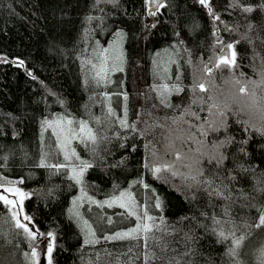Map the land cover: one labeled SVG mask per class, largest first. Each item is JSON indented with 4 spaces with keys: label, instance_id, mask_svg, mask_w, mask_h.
<instances>
[{
    "label": "trees",
    "instance_id": "16d2710c",
    "mask_svg": "<svg viewBox=\"0 0 264 264\" xmlns=\"http://www.w3.org/2000/svg\"><path fill=\"white\" fill-rule=\"evenodd\" d=\"M164 3L166 7L161 8L156 17H150L145 0H117L115 4L109 0H0V57L7 59V62H0V177L18 180L19 188L29 192L23 210L44 236L52 234L53 264H145V255L149 253L160 258L149 264H168L169 261L172 264L176 261L179 264H233L237 259L258 264L257 250L264 240L260 235L264 233V226L255 227L259 217L257 208L241 205L259 207L264 203V192L259 190L264 184L257 183L261 179L260 172L264 171V155L253 153L245 157L240 154L239 162L245 167L254 166L255 175L249 174L234 187L225 181L231 189L228 194L235 201L233 218L241 226L237 235L252 233L239 250L241 255L229 257L226 253L230 240L218 242L217 236L210 233L215 227L212 220L201 215L204 211L208 217L215 214L218 219H227L222 215V209L229 202L213 197L212 204L216 206L211 207L203 192L185 195L177 191L172 185L180 183L179 177L172 178L171 184L156 179L144 165L158 161L144 144L152 140L158 154L162 155L164 145L176 127L172 123L175 116L181 115L182 121L199 125L202 121L184 114V109L189 106L191 111L207 116L209 92L197 90L196 96L202 97L203 102L191 103L193 73L197 79L201 75L209 77L205 72L199 73L205 63L213 67L212 75L217 77H260L264 71V49L259 47L257 36L264 39V32L248 27L250 22L256 26L260 24V13L248 14L238 8L232 9L228 7L230 0H210L213 10L220 15V20L214 21L198 0H164ZM194 19L199 21L200 28L192 33L189 29ZM153 21H157L156 27L151 29L147 39H142L148 31L144 25ZM117 31L125 33V68L114 78L122 83L127 94L131 124L139 114V132L121 128L118 124L106 129L103 124L106 115L104 95L112 88L103 82L97 85L92 65L100 49L116 40ZM175 31L180 32L179 37ZM217 36L225 44H234L238 67L214 68L219 54ZM165 49L178 55L179 80L154 75L153 60L158 59L156 53ZM21 60L22 66L19 65ZM174 82L185 89L179 94L183 102L178 108L162 104L159 91L160 85L172 87ZM169 100L173 105L179 103L174 92ZM64 114L84 118L94 115V120L101 121L96 119L102 127V143L91 157L93 168L87 170L82 183L86 194L97 199L110 198L143 178L150 189L135 184L138 202L145 204L156 195L162 198V210L153 209L151 215L157 217V224L159 217L164 218L170 226L167 232L154 228L148 235L155 239L147 242L141 236L139 240L112 241L99 237V243H84L86 236L71 211L80 185L70 179L68 171L65 174L64 170L56 172L54 168L40 166L44 154L43 125ZM145 122L152 125L147 137L140 135ZM183 127L195 133L197 139L202 138L195 128L189 129L186 123ZM121 144L125 147L121 148ZM189 146H192L191 142L185 150ZM234 151L228 148L229 155ZM124 157L128 158L126 165L111 167ZM165 159L174 161V156L168 155ZM225 166L236 171H222L220 175H238L237 165L231 159L225 161ZM208 168L205 175L219 185L220 180L213 176V166ZM116 185H119L118 189L114 187ZM241 188L243 195L239 191ZM192 196L197 198L192 199ZM11 213L9 206L0 201V264H9L30 249L23 231L15 227ZM193 216L197 219H191ZM183 217L187 219L182 220ZM246 217L252 219L246 220ZM246 222L251 227H244ZM200 224L206 225L207 230ZM163 227L161 225V229ZM112 233L113 229L110 235ZM186 233L198 239L189 240ZM157 241L161 245L166 243L167 249L158 247ZM250 243L254 245L250 250L254 254L245 257L243 252Z\"/></svg>",
    "mask_w": 264,
    "mask_h": 264
},
{
    "label": "snow or ice",
    "instance_id": "6c2138e0",
    "mask_svg": "<svg viewBox=\"0 0 264 264\" xmlns=\"http://www.w3.org/2000/svg\"><path fill=\"white\" fill-rule=\"evenodd\" d=\"M109 2L115 4L117 3V0H109ZM193 2H196V0H193ZM198 3L203 6L204 8L208 9V14L213 18L214 21L220 20V15H218L214 10L210 3V0H198ZM146 8H147V15L150 17H156L158 15V12L161 8L166 7L164 0H145ZM228 7L232 9H240L242 13H260V24L264 25V0H255V3L252 2V0H247L245 3L244 0H230V3ZM91 19V17H89ZM245 19H248V17H245ZM157 25V21H153L150 24L144 25L146 29H148L147 32L144 33V36L142 39H147L148 35L151 32V29L155 28ZM248 27L251 29L253 27H256L255 24L249 23ZM200 28L199 21H196L194 19L193 24L191 25L189 31L192 33H195ZM227 28V26H226ZM218 32V29H217ZM217 32H214L213 34L216 35ZM174 34L179 37L180 32L175 31ZM115 36L117 37V40L113 42L112 45H110L109 48H102L100 49L98 53V59H99V66L97 67L96 64H93L92 67L95 70L94 71V79L99 85L101 82L105 83H111L110 79V73L115 72H123L124 71V63H125V51L123 47L121 46L123 41L125 40V33L123 31H117L115 33ZM246 38V37H245ZM180 43L183 44L184 40L181 39ZM217 47L219 49V54L217 55L216 62L214 64V68L220 69V68H228L232 69L235 67H238L237 65V50L232 43L225 44L222 40L219 39L217 36ZM111 50V55H110ZM165 51H167L165 49ZM161 56V53H156V57L159 58ZM109 61H111V64H109ZM0 62H7V59L5 57H0ZM175 63V61H169V64ZM154 64V75L159 77L161 73V68L164 74L165 78L170 79L171 78V69L168 66L161 65V62L159 59L153 60ZM19 65H23V61H19ZM203 71L207 73L209 76L213 73V67H209L207 63L204 64ZM261 76L264 77V71L261 72ZM177 80L180 79L178 76L176 78ZM197 90L201 93L208 92V87L206 86L205 82H201L196 78V73H193V83L191 85V91L193 93L192 97V104H196L198 100L202 103L203 98L197 97L196 93ZM159 91L161 94V103L164 104L166 107H180V104L183 102V98L179 96L181 92H184L185 89L183 87L173 85L171 88L167 84H162L159 86ZM245 89L241 88V92H244ZM175 93L179 103L173 105L169 97L172 95V93ZM124 99L127 100L128 97L125 94ZM203 111V109H201ZM108 114L110 116H116V112L114 109L109 107ZM184 114L194 117L197 121H202L199 125L189 123L188 121H184V123L188 124L189 129L195 128L196 132L199 133L200 137L209 138L210 133L215 134L212 139L219 140V146L227 145L229 148H233L235 151L229 155L221 152L220 153V159L216 160L213 164V161L210 159L206 163L210 166H213V176L218 178L220 180L219 185L216 184V180L212 177H206L204 173L206 171H209V168H205L203 166V162L201 164V167L198 169L197 174H192L191 172H185L181 171V168L187 167L186 165H182L181 167H177V162L181 160V151L175 150L176 149V143L175 141H172L170 144L164 145V152L162 155L158 154V150L155 148L154 143L152 140H148L147 143L144 144V148L146 150H150L151 156L155 158L158 163L156 164H145L144 167L148 169L149 172L158 180H162L164 183L171 184L172 178L179 177L180 183L172 185L174 188H176L177 191L181 192L182 194L187 195L188 193H199L203 192L206 194L208 198L209 206L215 207L216 205L212 204L213 197L219 198L221 200H226L229 203L224 206L222 209V215L224 217H227V219H218L215 214H213L211 217H208L207 212L202 211L201 215L205 216L206 218H210L212 220V224L215 227H212L210 229V233L212 235L217 236L218 242L223 243L224 241L230 240V245L228 248V251L226 255L229 257L239 256L241 255L240 249L244 246V242L246 239H248L252 233L249 231L247 233H242L237 235L238 232L241 231V226L236 223V220L233 218L232 215V209L234 207L235 201L231 195L228 193L231 191L229 188V184L225 181H229L232 183V186L234 187L236 183L241 182L242 180L246 179L249 174L255 175L256 169L254 166L249 165L248 167H245L243 163L239 162V156L240 154H243L245 157H249L250 154L253 153H259L260 155H264V133H257V132H249L246 127L243 125H240L238 121H232L229 119L226 113L220 112L219 115L222 117L220 122L217 124L215 121H210V117L213 115L211 107L208 109L207 116L202 117L198 113L191 111V106L184 109ZM128 111L127 107H125L124 111V118L119 119V124L121 128H131L133 131L136 130L135 124H129L127 119ZM167 119V117H165ZM178 120H183V116L172 119V123L175 124L178 122ZM46 124H48L49 128L53 129V134L56 136L57 143L60 146V151L63 153V158L65 162L72 161L73 158L79 161L78 166L71 167L70 171L72 175L70 176V179H73L77 184H82L84 182V176L88 169L93 168V164L88 161L82 159L76 152L75 148L69 147V145L72 143L73 140L78 141L79 143H82L87 147L89 144L96 145L98 143V135L97 133L89 127L88 121L80 120L78 122H74L73 120L67 121V127H64L63 124L60 122H57L56 126L54 127L51 122L45 121ZM74 123L76 126L74 127ZM161 126V125H157ZM207 126V127H206ZM152 125H148L145 122L144 129L140 132L141 136L147 137L149 134L150 128ZM59 128V131L56 129ZM78 129V130H77ZM225 137L224 139H220V137ZM198 140L195 133H192L191 136H189L188 141L184 142L181 147L188 146L189 142ZM121 148L125 147L124 144L120 145ZM133 151H135V147L132 148ZM189 150H191L189 148ZM172 155L174 156V161H168L165 159V156ZM231 159L232 163L237 165L238 175H230V176H222L220 173L222 171H236V169H230L226 168L225 161ZM127 157H124L123 159L117 161L111 167H119L121 165L127 164ZM41 167H47L50 169H55L56 172H60L61 170H64V173L67 174V171L69 169L68 163H57L54 165H49L45 163L44 159H41L40 161ZM55 174V173H54ZM166 174V175H165ZM260 177L257 181L258 184H264V171L260 172ZM133 185L135 184H142L145 189H150V185L148 183H145L143 178L133 181ZM115 188H119V185L114 186ZM131 187V186H130ZM261 192H264V187L259 189ZM152 192H155V189H151ZM241 192V195H243V189L241 188L239 190ZM4 193H11L14 196H18L20 198L19 205L17 204V201L14 199H9L7 195ZM28 196V193L23 192L18 187H12V188H5L3 190V193H0V201L4 203L6 206H10L11 209H15L19 207L21 210L23 208V202L24 198ZM192 199H195L197 197L192 196ZM247 199V197H244ZM153 199V197H150L149 200ZM155 204H151L149 202H145L143 205L144 211L138 212L137 209L141 207V205L137 202V199L133 192L131 190H121L118 192V195H113L110 199L103 201L99 204L100 207H104L107 205V207L112 208L118 206L121 209H124L125 212L121 213V215H125V217H134L135 218V226L128 228L126 231H117L113 235L105 236V240H139L141 236H143L145 242H147L149 239H155V237H150L148 234L153 231L155 228L158 231H164L167 232L168 228L170 227L168 224L165 223L164 218L161 216L159 217L160 223L157 224L156 220L157 217L150 215L149 210L153 207L155 209H161L163 208V200L159 195H156L154 197ZM75 203V201H74ZM91 203L96 204L98 202L91 201ZM241 207H250V208H257V211L259 213L258 217V223L255 224V227L257 229L264 226V203H262L259 207L256 205L250 204V205H241ZM12 219L15 221V227L18 229H22L24 233L27 234V236L32 240H36L37 233L32 230V228L29 227L27 223H23L19 219V211H12L11 213ZM77 216H79V213H76ZM24 220H30V217L24 216ZM108 223L111 224L112 220L111 217H108ZM187 219V217L181 218ZM191 219L195 220L197 219L195 216L191 217ZM251 217H246V220H251ZM84 225L88 229V234L92 237H95L96 233L93 231L92 226L88 224L87 220L83 221ZM161 225H163V229H161ZM200 227L206 228L207 226L204 224H200ZM244 227H251L247 222L245 223ZM174 231H178V229L173 228ZM50 237L52 236L51 233L48 234ZM261 236H264V233L260 234ZM186 238L189 240L198 239L190 235L189 233L185 234ZM85 244H95L99 243L98 239H85ZM261 247L257 250V260L258 264H264V240L261 241ZM139 246V245H137ZM157 246L162 247L163 250L167 249V244L161 245L159 241H157ZM31 257H29L28 253H25L26 259H31L32 264H41L40 261V253L37 251V248L40 247L38 243L31 246ZM254 247L252 243H250L247 247V249L243 252V255L245 257L249 256L251 253L250 250ZM53 249L54 244L50 240L47 243L46 247V257H47V264H53ZM131 251V248L129 249ZM187 254V253H186ZM145 264H149V261H154L156 259H160L155 255V253H149L145 255ZM168 264H172L171 261L168 262ZM176 264H179V261H176ZM233 264H248L247 260H235Z\"/></svg>",
    "mask_w": 264,
    "mask_h": 264
},
{
    "label": "rangeland",
    "instance_id": "374dc122",
    "mask_svg": "<svg viewBox=\"0 0 264 264\" xmlns=\"http://www.w3.org/2000/svg\"><path fill=\"white\" fill-rule=\"evenodd\" d=\"M116 40H117V38H116ZM116 40H114V41H116ZM113 42L105 48H109L110 45L113 44ZM121 46L123 47V49L125 51L124 41H123ZM111 54L112 53L110 50V55ZM158 59L160 60L162 67L163 66L170 67V69H171L170 80L175 81L176 78L178 77V75L180 76V74L178 72L179 71V65H178L179 60H178L177 53H175L173 51H169V50H167V51L163 50L161 53V56ZM169 61H175V63L169 64ZM93 64H96L97 67L99 66L98 57H97L96 62ZM109 64H111V61H109ZM124 68H125V63H124ZM94 71L95 70L92 67L93 74H94ZM117 73H119V72L109 74L110 79H111V83L103 82V85L105 84L106 87L112 88L110 91L106 92V95H104V98H105L104 107H106L105 108L106 109V115L104 117L105 123H103V122L102 123L105 124L106 129L113 128V124L114 125L115 124L120 125L119 119L124 118L125 107H127V100L124 99V96L126 93H124L122 83L117 81L114 78V76ZM177 73H178V75H177ZM160 76H161V78H164L162 68H161ZM166 79H168V78H166ZM173 85H177V82H174ZM169 88H171V87L169 86ZM109 107H111L112 109L115 110L116 116H110L108 114ZM127 111H128V107H127ZM175 117L178 118V117H181V115L175 116ZM96 119L94 120V115L91 117L89 116V117L84 118L83 116H72V115L64 114V115L55 116L53 119L51 118L47 121L51 122L54 127L56 126L57 122H60L61 124H63L64 127H67V121L68 120H73L74 122H78L80 120L88 121L89 127H91L98 135V143L96 145L89 144L87 147H85L84 144L79 143L76 140H73L72 143L69 145V147L75 148L77 154L82 159L90 161L92 159L91 157L94 155L95 151H97L99 149V146L101 145V143H102L101 141L103 139V137H102L103 132L100 129L102 127H101V124H99V122H98L100 120L97 119L98 120L97 121ZM127 119H128V123L131 125V121L129 119V113L127 115ZM140 123H141V119H140L139 114H138L137 118L133 122V124L136 125V130H135L136 132L140 131V129H139ZM73 126L75 127L76 124L74 123ZM56 130L59 131V128H57ZM42 140H43V145H44L43 159L45 160V163L46 164L53 163L52 165L57 164V163H68V165H69L68 172L72 175L70 169L73 166H78L79 161L76 160L75 158H73L72 161H68V162L64 161L63 153L60 151V146L57 143L56 136L53 134V129L49 128L48 124H46V123H44V125H43ZM17 181L18 180L0 177V193H3V190L5 188H12V187H18L19 188V186L17 185ZM79 185H80V193L78 196H76L73 199L71 211H72V214L74 215V217L78 220L80 227H81L84 235L86 236V239L91 240V239H98L99 237L108 236L111 233V229H113V233L111 234V235H113L117 231H126L128 228L135 226L136 221H135L134 217H127L126 218L125 215H121V213L125 212L124 209H121L118 206L112 207V208L107 207V205H105L104 207L99 206L100 203H102L105 200L110 199L111 197L106 198V199H97L95 197L87 195L86 192L82 189L83 185L82 184H79ZM130 186L127 188L125 187L124 189H121V190H131L133 192V194L135 195L137 202H138V198L136 195V194H138V191H137L135 185L132 184ZM22 191L26 192L24 190H22ZM26 193H28V195H29V192H26ZM4 194L7 195L9 199L16 200L17 204L19 205L20 198L18 196H14L11 193H4ZM116 195H118V193ZM74 201H75V203H74ZM91 201H96L98 203L93 204V203H91ZM149 203L154 205L155 199L149 200ZM143 205L144 204H142L141 207L137 209L138 212L142 213L144 211ZM9 208H10V206H9ZM153 209H155V208L153 207L152 209L149 210L150 215L152 214ZM12 211H19V219L23 223H27L29 225V227L32 228V230L37 233V236H36V240L32 241L27 236V234L23 232L24 235L26 236V239L28 241L30 249L28 251H23V253L20 255L21 256L20 258L12 261L9 264H32V260L26 259L24 254L28 253L29 257H31V251H32L31 246L36 244V243H38L40 245V247L37 248V251L40 253L41 264H47L46 247H47V243L50 240L53 242V236H51V237L49 235L44 236L37 229L35 223L32 221L31 218H30V220H24L23 219L24 216H28V215H26L23 208L21 210L19 207H17L15 209H11V212ZM77 212L79 213V216L76 215ZM108 217H111V220H112L111 224L108 223V219H107ZM84 220H87L88 224L92 226L93 231L96 233L95 237H92L88 234V229L83 223ZM131 221H133V222L131 223Z\"/></svg>",
    "mask_w": 264,
    "mask_h": 264
},
{
    "label": "clouds",
    "instance_id": "9594fccd",
    "mask_svg": "<svg viewBox=\"0 0 264 264\" xmlns=\"http://www.w3.org/2000/svg\"><path fill=\"white\" fill-rule=\"evenodd\" d=\"M257 32H264V25H257L254 29ZM259 47L264 49V39L257 36ZM203 69H199V73H203ZM219 79V83L217 80ZM198 80L205 82L208 87L209 101L213 115L210 121H215L217 124L222 117L220 112L227 114L230 120L238 121L249 132L264 133V77L260 75L258 79H247L244 77L225 75L217 77L214 75L204 78L198 77ZM241 88L245 91L241 92ZM199 97V96H197ZM199 102V100H198ZM175 119V118H173ZM184 121L178 120L175 128L172 129V135L169 137L170 144L172 141L176 143V149L181 151V160L177 162V167L186 165L183 168L185 172L197 174L198 169L203 166L207 169L206 162L212 160L213 164L220 159V153L227 154L228 146H219V140H214L212 137L215 134L210 133L209 138L202 137L201 139L191 141V145L181 147V145L188 141L192 132L183 127ZM207 127V126H206ZM225 137H220L224 139ZM189 148L191 150H189ZM206 171L204 175L207 173ZM206 176V175H205ZM207 177V176H206Z\"/></svg>",
    "mask_w": 264,
    "mask_h": 264
}]
</instances>
